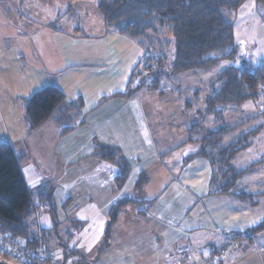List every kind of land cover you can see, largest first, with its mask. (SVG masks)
<instances>
[{
	"label": "crops",
	"instance_id": "0c3cea01",
	"mask_svg": "<svg viewBox=\"0 0 264 264\" xmlns=\"http://www.w3.org/2000/svg\"><path fill=\"white\" fill-rule=\"evenodd\" d=\"M98 1H0V59L6 58L5 63L0 61V70L8 67L10 72L9 76L0 74L4 92L0 96V142L12 146L33 195L35 210L26 223L31 232L52 228L50 215L44 207L45 199L40 200L37 195L41 190H51L60 224L53 239L57 242L58 239L60 242L69 240L68 247L80 256L71 264H84L89 262V257L103 252L100 246L109 212L113 204L125 197L137 202L120 211L105 249L119 233L125 237L124 242L132 240V248H140L143 243L133 240L141 238L140 228H148L156 234L157 243H150L148 247L160 245L158 233H164L168 227L161 224V219L151 217V211L160 210L158 203L169 192L174 200L169 205L171 210L175 211L181 205L182 198L185 210L199 205L209 216L213 234L201 224L173 228L182 232H177L181 236V247L187 251L193 249L195 254L199 251L197 255L203 257V264L210 254L225 245L224 231L229 225L237 235L250 234L252 228L264 221V216L258 220L250 218L252 206L234 195L208 194L213 174L208 158L197 156L187 164L184 161L187 156L200 152L208 129L216 131L224 122L232 130L221 146L249 133L254 125L248 119L260 114L263 104L260 110L249 105L242 113H238L239 110L250 102L236 111L228 109L221 124L213 117L203 119L197 113L202 103L192 94L201 89L203 82L194 73H186L189 78L194 77L186 84H192L194 89L189 94L181 89V85L186 87L184 83L175 89L172 85L175 79L170 83L166 81L171 87L161 93L145 92L131 98L122 96L133 72L144 59L142 49L139 50L143 46L105 26ZM91 6L100 14L95 24L88 17L87 7ZM77 13L86 16V28L74 22ZM16 61L20 64L18 70L14 65ZM45 87L61 90L65 102L42 126L32 129L26 116V101ZM263 138L264 130L255 136L252 145ZM97 144L118 148L130 164L131 172L122 188H117L114 183L117 168L95 156ZM252 145L236 154L232 167L244 170L259 162L250 164L245 160ZM260 162L243 177L259 171L264 166L263 157ZM204 173L206 189L202 182ZM142 175L148 180L138 187ZM242 178L238 186L240 182L243 185ZM154 185L157 187L152 190ZM250 187L238 191L255 195L256 206H260L264 188L258 191ZM223 206H230L231 210L223 213ZM235 208H238L239 216L234 217L231 211ZM140 211L147 214L142 216ZM170 215L173 216L171 212ZM139 220L142 223L150 220L151 223L135 226L133 221L138 223ZM248 236L246 241L259 247L264 231ZM244 249H235L225 263L235 264L243 257L254 255L248 250L250 248ZM255 252L259 260H264V252ZM151 254L148 249L142 256L150 257ZM59 264H65V259Z\"/></svg>",
	"mask_w": 264,
	"mask_h": 264
},
{
	"label": "trees",
	"instance_id": "16d2710c",
	"mask_svg": "<svg viewBox=\"0 0 264 264\" xmlns=\"http://www.w3.org/2000/svg\"><path fill=\"white\" fill-rule=\"evenodd\" d=\"M247 2L248 0H99L98 10L104 25L137 40L143 47L146 46L151 33H157L159 30L164 33L168 30L174 40L170 68L165 70L162 68V65H170L164 55L151 58L145 55L133 72L127 91L121 95L131 98L145 92L161 93L164 79L170 82L183 73H194L202 78L200 75L202 72L207 74L216 71L214 69L220 64L230 62L217 74L208 76L209 81L205 90L200 89L192 93L193 96L196 95L198 101L203 99V105L197 113L203 119L213 117L221 124L226 110L236 111L244 103L264 98V64H252L241 56L240 46L235 38L234 22L228 18L229 15L239 12ZM253 2L259 4L258 6H264V0H253ZM168 44L166 43L167 46ZM64 102V94L56 87H45L36 92L26 101V116L30 127L37 129L42 126ZM248 120L254 125L252 130L239 136L227 146L220 144L232 130L231 127L224 122L216 131L208 129L203 148L197 154L187 156L184 163H189L197 156L208 158L213 170L211 194L234 195L235 198L255 206L257 197L246 191H238L237 187L241 178L261 162L252 164L244 170L232 167L231 163L236 154L252 145L255 136L264 130V104L262 112ZM95 156L117 168L114 183L117 188H122L130 175L131 167L121 151L110 145L97 144ZM147 180L142 175L137 186H143ZM41 191L37 195L40 200L45 199L44 207L50 215L52 228L40 232L53 239L58 233L60 224L52 204V191ZM32 202L33 195L26 184L12 146L0 142V231L31 241V237L27 234L31 230L26 219L32 216L35 210ZM135 202L137 201L125 197L112 205L100 250L108 247L120 211ZM151 204L152 202L148 205L151 207ZM146 214L140 211V215ZM261 231H264V221L252 228L249 233L255 234ZM250 234L236 236L241 238ZM68 241L60 242L58 239L59 244L64 248H69ZM30 245L34 246L36 243L33 241ZM64 256L66 260L68 254L65 253Z\"/></svg>",
	"mask_w": 264,
	"mask_h": 264
},
{
	"label": "rangeland",
	"instance_id": "374dc122",
	"mask_svg": "<svg viewBox=\"0 0 264 264\" xmlns=\"http://www.w3.org/2000/svg\"><path fill=\"white\" fill-rule=\"evenodd\" d=\"M253 5V6H252ZM257 4L253 2V0H248L247 3L243 5V7L237 12L236 14L229 15V19L234 22V33L237 43L240 46L241 56L245 57L247 60H249L252 64H264V6L260 5V7L256 6ZM259 5V4H258ZM258 8V9H257ZM88 10V17L92 19L93 24H95L100 14L96 13L95 8L93 6L87 7ZM78 14V13H77ZM74 22L82 24L83 28H86L88 24L86 23V16L83 15H76V18H74ZM129 41V40H127ZM168 41V42H167ZM146 42V41H145ZM132 43V42H128ZM166 43H169L168 46ZM145 45V44H144ZM163 45V48H162ZM143 51V54L147 56V58H151L153 56L159 57L160 55H164L165 59L169 60L168 66L162 65V68L168 69L171 66L173 54L172 51L174 49V40L169 34L168 30H166V33L162 32V30H159L157 33H151V36L149 39H147V43L145 47L140 48L139 50ZM163 49V50H162ZM5 49L2 48L1 52L4 53ZM246 51V52H245ZM164 53V54H163ZM248 56V57H247ZM163 58V56H162ZM160 58H157L159 60ZM1 62L6 61L5 57H1ZM230 62H224L220 64V66L207 74L205 72H202V80L203 86L201 87L202 90H205V84L208 83L209 75H215L219 70L222 68L228 66ZM16 69H19V62L16 61L14 63ZM142 66L144 67L143 63ZM142 66L140 69H142ZM1 67V66H0ZM0 74L2 75H10V72L8 70V67H4L2 71L0 70ZM185 76H181L182 74L177 75L172 81L173 86H175V89L178 90L180 87H177L180 84H187L191 79L194 77H188L186 73ZM190 75V73H188ZM164 82L162 83V90H167V88L171 87L168 86V84ZM170 83V82H168ZM181 85V89L185 90L187 94H189L194 89L191 86L186 85L185 88ZM162 91V92H163ZM164 95V93H162ZM4 95L2 86H0V96L2 97ZM200 102L203 105V99L200 100ZM261 104H264V98L261 97L260 100L256 103L250 102L244 106V108H241L238 113H242L243 110H248V107H257L258 110H260ZM258 138V137H257ZM247 155V156H246ZM246 158H249L245 160L247 162L254 163V162H260L261 158H264V138L261 141L256 140L255 145H252L250 150H248L245 154ZM263 160V159H262ZM243 164V163H241ZM254 169H252L253 171ZM243 185L238 186L237 190L246 188H252L255 190H262L264 188V166L259 170L255 171L249 175H246L242 178ZM202 182H203V189H206V184L204 185V182H206V173L202 175ZM209 184V183H208ZM154 187H157L156 185L152 186V190ZM143 188V187H142ZM141 191V190H140ZM250 192V191H249ZM169 193V192H168ZM166 193V195L160 200L158 203L159 208L154 209V211H151V217H157L161 219L163 223L160 221L158 223L165 224L167 228V231H164V233H158L160 235V245L152 244L150 246H154V248L148 247V244L150 243H157V239L155 238L156 234L150 231L148 228H140L138 229L139 237L134 238L133 240L138 243H143L142 246L138 249L132 248V240L129 243H126L123 241L125 238L124 236L117 235V237L113 240L111 243V246H109L108 249H104L101 253H96L94 256L89 257V262L84 264H178V263H184V264H202L201 261L203 260V257L198 256L199 251H197V254L193 253V249L190 251L185 250L184 247H181V236L177 233H182L181 230L173 229V228H179L184 229L185 227H191L193 225L201 224L203 229H207L209 234H213L214 228L212 227L211 221L209 219V216L205 212V210H202L199 205H192L190 209H184V202H182V198L180 199L181 205L177 207V209L174 211L169 208V205L174 203V200L171 199L173 197L171 194ZM212 193L210 191L208 194ZM132 196V195H131ZM188 196V195H186ZM188 198V197H187ZM201 203V202H200ZM199 203V204H200ZM141 204H143L141 202ZM163 205H166L164 208ZM263 205V206H262ZM254 210L250 211V218L253 220H258L259 218H262L264 216V200H262L260 206H252ZM231 210L230 206H223L221 208V211L223 213ZM238 208L233 209L232 216H239L237 212ZM170 212L173 216L170 215ZM209 212V210H208ZM177 213V214H175ZM175 214V215H174ZM144 221V220H142ZM135 226H147V224L150 225L151 221L149 222L144 221L142 223L140 220L138 223H135ZM155 223V222H154ZM232 225H229V227L224 231L225 236L227 240L229 238H232L236 236L238 233L234 232L236 231L231 227ZM213 230V231H212ZM206 231V230H204ZM262 232V231H261ZM256 234V233H255ZM205 236V235H204ZM249 236H243L239 238V246L236 249H239L240 247L244 249V246L246 245L245 249L252 251L254 255L246 256L241 258L239 261L234 260L235 264H264V260H259L256 256L255 250L264 252V238L260 240L261 242L258 245H252L249 244L246 240ZM133 241V243H134ZM57 242V241H56ZM163 243V244H162ZM128 244V245H127ZM151 249L152 254L151 256L143 255V253H147L148 249ZM72 249V248H71ZM220 249V248H219ZM218 249V250H219ZM74 250V249H73ZM138 251V253H134L135 251ZM234 254L231 253L227 259ZM196 257L194 258V256ZM211 256V254L209 255ZM225 259L222 261V264L226 262ZM11 263V261H9ZM82 264V263H78ZM226 264V263H225Z\"/></svg>",
	"mask_w": 264,
	"mask_h": 264
},
{
	"label": "built area",
	"instance_id": "2783aa9c",
	"mask_svg": "<svg viewBox=\"0 0 264 264\" xmlns=\"http://www.w3.org/2000/svg\"><path fill=\"white\" fill-rule=\"evenodd\" d=\"M27 234L31 237V241L0 231V257L11 261L12 264H59L65 253L68 254L65 264H71L80 259L75 250L62 247L42 232H27ZM33 241L36 243L34 246L30 245V242ZM238 244L239 236L229 238L225 245L218 250L217 255L209 256L203 264H221L233 253Z\"/></svg>",
	"mask_w": 264,
	"mask_h": 264
},
{
	"label": "water",
	"instance_id": "95a60500",
	"mask_svg": "<svg viewBox=\"0 0 264 264\" xmlns=\"http://www.w3.org/2000/svg\"><path fill=\"white\" fill-rule=\"evenodd\" d=\"M0 264H12V263L0 257Z\"/></svg>",
	"mask_w": 264,
	"mask_h": 264
},
{
	"label": "bare ground",
	"instance_id": "6f19581e",
	"mask_svg": "<svg viewBox=\"0 0 264 264\" xmlns=\"http://www.w3.org/2000/svg\"><path fill=\"white\" fill-rule=\"evenodd\" d=\"M217 253H218V250H217L215 253H213V254L211 255V257L216 256Z\"/></svg>",
	"mask_w": 264,
	"mask_h": 264
}]
</instances>
